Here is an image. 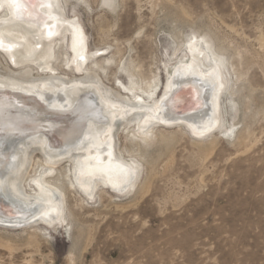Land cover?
<instances>
[{"label": "rangeland", "instance_id": "1", "mask_svg": "<svg viewBox=\"0 0 264 264\" xmlns=\"http://www.w3.org/2000/svg\"><path fill=\"white\" fill-rule=\"evenodd\" d=\"M64 1L89 50L108 51L92 59L116 53L146 78L164 77L190 42L209 38L227 64V122L201 141L174 127L138 145L121 135L141 169L135 191L92 203L69 189L63 227L0 225V264H264V0H113L111 10ZM106 67L105 83L128 86Z\"/></svg>", "mask_w": 264, "mask_h": 264}, {"label": "bare ground", "instance_id": "2", "mask_svg": "<svg viewBox=\"0 0 264 264\" xmlns=\"http://www.w3.org/2000/svg\"><path fill=\"white\" fill-rule=\"evenodd\" d=\"M49 2L37 11L57 17L47 21L51 36L47 26L17 19L12 0H0V186L6 190L0 225L6 228L66 224L69 189L92 203L107 190L123 197L135 191L141 169L123 155L121 135L138 145L174 127L201 141L215 139L227 122V64L209 38L187 41L164 66V77L146 78L133 62H115L116 53L92 59L108 51L91 52L77 14L66 15L64 0ZM113 3L102 0L110 10ZM110 63L128 86L119 78L113 87L105 83L101 73Z\"/></svg>", "mask_w": 264, "mask_h": 264}, {"label": "snow or ice", "instance_id": "3", "mask_svg": "<svg viewBox=\"0 0 264 264\" xmlns=\"http://www.w3.org/2000/svg\"><path fill=\"white\" fill-rule=\"evenodd\" d=\"M13 4L15 5L16 9V16L17 19H24L25 17L30 18L33 22L38 23L42 26H47L49 28V36L52 35V29L54 28V25H48V20H55L57 17L49 15L47 17L40 14L37 9L41 7H51V3L49 0H12ZM4 45L2 41H0V48H3ZM83 59V57H81ZM207 128H204V131H206ZM4 131V126L0 125V132ZM200 134H203L201 132ZM120 170L122 172L128 173L130 172V169H127L126 167L119 166ZM103 170V169H100ZM6 190L0 186V195H5Z\"/></svg>", "mask_w": 264, "mask_h": 264}, {"label": "water", "instance_id": "4", "mask_svg": "<svg viewBox=\"0 0 264 264\" xmlns=\"http://www.w3.org/2000/svg\"><path fill=\"white\" fill-rule=\"evenodd\" d=\"M2 226V225H1Z\"/></svg>", "mask_w": 264, "mask_h": 264}]
</instances>
